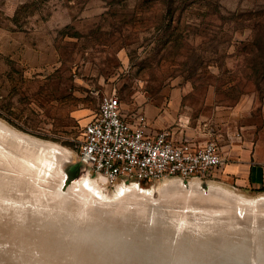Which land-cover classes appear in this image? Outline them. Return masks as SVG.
<instances>
[{
	"label": "rangeland",
	"instance_id": "1",
	"mask_svg": "<svg viewBox=\"0 0 264 264\" xmlns=\"http://www.w3.org/2000/svg\"><path fill=\"white\" fill-rule=\"evenodd\" d=\"M262 6L0 0V264H264V189L220 176L108 185L79 162L108 93L129 118L263 144L264 82L242 72L251 31L234 30Z\"/></svg>",
	"mask_w": 264,
	"mask_h": 264
},
{
	"label": "built area",
	"instance_id": "2",
	"mask_svg": "<svg viewBox=\"0 0 264 264\" xmlns=\"http://www.w3.org/2000/svg\"><path fill=\"white\" fill-rule=\"evenodd\" d=\"M144 115L130 119L116 93L105 94L93 120L83 129L79 162L108 185L119 181H154L167 177L205 178L224 164L214 140L175 142L169 129L149 134Z\"/></svg>",
	"mask_w": 264,
	"mask_h": 264
},
{
	"label": "crops",
	"instance_id": "3",
	"mask_svg": "<svg viewBox=\"0 0 264 264\" xmlns=\"http://www.w3.org/2000/svg\"><path fill=\"white\" fill-rule=\"evenodd\" d=\"M148 122L150 125L149 134H156L158 130L168 129L164 127L166 120L163 117L153 125L149 119ZM169 130L173 140L177 143L191 141L205 144L213 139L211 135L209 136L210 129L205 127L203 129L188 128L184 133L183 130L179 132L180 127ZM238 139L231 137L226 141V148L220 147L225 161L212 172L211 176H220L242 188L264 189V143L259 142L257 146L253 147L248 140L240 143Z\"/></svg>",
	"mask_w": 264,
	"mask_h": 264
},
{
	"label": "trees",
	"instance_id": "4",
	"mask_svg": "<svg viewBox=\"0 0 264 264\" xmlns=\"http://www.w3.org/2000/svg\"><path fill=\"white\" fill-rule=\"evenodd\" d=\"M239 20L235 22L234 30L249 29L251 31L246 39L239 41L241 44L239 51L244 60L242 72L249 80L257 84L258 90H261L264 82V6L253 9L252 17H241ZM73 169L77 171L78 164H75Z\"/></svg>",
	"mask_w": 264,
	"mask_h": 264
},
{
	"label": "bare ground",
	"instance_id": "5",
	"mask_svg": "<svg viewBox=\"0 0 264 264\" xmlns=\"http://www.w3.org/2000/svg\"><path fill=\"white\" fill-rule=\"evenodd\" d=\"M2 125V124H1ZM4 125V124H3ZM6 127V126H5ZM4 127V128H5ZM5 130V129H4ZM7 131V130H6ZM13 131V130H12ZM13 134H15V133H13ZM14 136V135H13ZM18 139L20 138V137H17ZM40 140V139H39ZM24 144H27V148L30 150V151H36L37 149H39V148H46L45 146H48L49 144H44V143H42V142H39V141H33V140H31V141H27V143H24ZM55 144V143H54ZM59 146V145H58ZM57 146V147H58ZM63 149H64V147H63ZM67 149V148H66ZM40 150V149H39ZM45 150V149H44ZM43 150V151H44ZM68 150V149H67ZM48 152H51V151H49V150H47ZM54 155V154H53ZM56 156V155H55ZM57 163H59V162H57ZM91 179V178H90ZM92 181V180H91ZM171 182V181H170ZM168 184V183H167ZM124 185L125 184H121V187H124ZM169 185V184H168ZM84 186V185H83ZM176 186V185H175ZM179 186V185H178ZM87 187H89V186H87ZM164 187V186H163ZM170 187V186H169ZM193 187H195V186H193ZM197 187V186H196ZM84 188V187H83ZM82 188V189H83ZM221 188V187H220ZM91 189V188H90ZM125 189H127V188H125ZM167 189V188H166ZM195 189V188H194ZM212 189V188H211ZM222 190H223V188H221ZM214 190V189H213ZM220 190V189H219ZM118 191V190H117ZM162 191V190H161ZM88 192H89V190H88ZM93 192V191H92ZM221 192V191H220ZM222 192H224V191H222ZM97 193V192H96ZM118 193V192H117ZM121 193V192H120ZM127 193V192H126ZM233 194V193H232ZM121 195H122V193H121ZM228 195V194H227ZM94 196V195H93ZM97 196V195H96ZM98 197V196H97ZM99 197H100V195H99ZM116 197H117V195H116ZM245 198V197H244ZM230 199H231V201H237V202H239V203H242V204H245V201H247V200H243L242 198H240V197H238V196H233V195H230ZM258 200V199H257ZM250 201V200H249Z\"/></svg>",
	"mask_w": 264,
	"mask_h": 264
},
{
	"label": "water",
	"instance_id": "6",
	"mask_svg": "<svg viewBox=\"0 0 264 264\" xmlns=\"http://www.w3.org/2000/svg\"><path fill=\"white\" fill-rule=\"evenodd\" d=\"M70 175L72 176V173H71ZM73 175H74V174H73ZM67 180H69V179H67ZM182 180H184V179H182ZM57 218H59L57 221H56V220H52V221H50V223H51L52 225H60V224H62V223H63V222H62V215H58ZM70 220H71V222L68 224V226L71 225V224L77 226V223L75 222V219H74L73 216L70 217ZM88 234H89V233H88ZM88 234H85V235H88ZM180 245H181V244H180ZM202 246L206 248L208 245H202Z\"/></svg>",
	"mask_w": 264,
	"mask_h": 264
}]
</instances>
